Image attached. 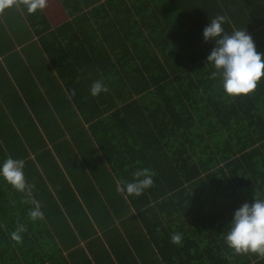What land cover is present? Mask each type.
Listing matches in <instances>:
<instances>
[{"label":"trees","instance_id":"16d2710c","mask_svg":"<svg viewBox=\"0 0 264 264\" xmlns=\"http://www.w3.org/2000/svg\"><path fill=\"white\" fill-rule=\"evenodd\" d=\"M142 1L150 12L138 8L139 33L130 8L128 15L115 17L117 35L129 43L112 48L115 60L105 58L107 64L92 58L99 51L109 57L103 47L59 49L55 33L41 29L47 24L41 11L28 14L20 7L30 25L41 29V50L50 65L35 71L32 85L28 79L36 65L10 48L6 34L0 36V96L10 95L0 102V162L22 159L30 192L0 180V264H72L74 254L91 264L84 251H77L76 237L107 231L112 216L137 214L136 222L148 232L168 233L172 225L176 232L196 233L207 230L217 215L230 217L242 203L264 199V77L248 94L225 96L219 78H211L213 69L206 66L213 45L202 40L209 19L223 15L224 33L246 29L264 54V0H176L177 12L167 8L166 15L162 1ZM11 58L18 59L13 66ZM50 69L70 101H65V113L59 107L48 118H38L43 151L28 160L21 126L36 123L23 109L25 101L40 96L38 87ZM95 80L107 90L92 96ZM70 102L75 113L67 111ZM11 106L21 112L10 119ZM139 168L154 173L152 185L139 196L118 193L115 181H130ZM188 199L194 200L191 207L176 204ZM32 201L39 202L42 219L29 218ZM87 219L95 227L86 226ZM17 225L25 229L20 242L10 238ZM156 247L161 249L159 243Z\"/></svg>","mask_w":264,"mask_h":264},{"label":"crops","instance_id":"0c3cea01","mask_svg":"<svg viewBox=\"0 0 264 264\" xmlns=\"http://www.w3.org/2000/svg\"><path fill=\"white\" fill-rule=\"evenodd\" d=\"M158 1L166 4V7L160 8L165 13L163 15H166L167 8L170 9L172 14L177 12L176 0ZM108 2H111V4H108ZM131 3H134L137 8H133ZM117 4H121L123 7H116ZM140 7L150 12V8L146 9L148 7L142 0H46L45 7L40 11L48 25L46 24L45 28L42 25L41 29H48V35L55 33V40L59 41L57 45L59 49L69 46L72 48L84 47L83 49H98L100 47L107 49L109 57L103 51H99L95 53V56H92V58H101L103 64H107L105 58L113 60V62L115 60L111 51L112 48L127 46L129 43L126 39L123 41L122 35H117L115 28H119V24H117L115 17L122 13L128 15L127 9L130 8L133 14L136 13L134 14L136 22L132 20V23L136 24L135 30L139 33L140 10L138 8ZM123 28L127 30L128 24L125 23ZM41 29L34 27L32 24L30 25L20 6L0 11V36L6 34L8 36L7 40L11 44L10 48L15 47L12 50L19 51L26 63L29 59V62L31 60V63L36 65L30 79H28V85H32L33 80L37 79L34 78L35 71H39L41 67L46 66L48 68L50 66L48 64V54L41 50L40 38L42 35L38 33ZM44 35H46V32ZM18 37L21 42H18ZM23 49L26 51L24 52ZM1 56L2 54H0ZM16 58H11L8 64L10 66L15 65L18 62ZM79 58L88 63V57L82 55ZM6 72L9 75L10 71ZM48 75H50V78H47ZM47 76L38 87L40 96L36 99L34 96L29 101H25V108L23 109L26 112L24 115L28 118L31 117L36 123H31L28 126L27 123H24L26 121H23L22 124H24L21 126L24 128V134L27 135L24 144L26 145V152L29 153L28 160H35V152L42 153L43 151V127L40 123L38 124V118L40 120L48 118L49 112L54 113L59 107L60 112L65 113L66 109L63 108L65 101L66 103L70 101L57 73L50 69ZM2 85L0 82V86ZM2 97L8 100L10 95L8 94L7 97L6 93L3 92L0 96V102L3 101ZM67 111L75 113V108L71 102L70 109L68 108ZM17 112H21V109L17 106H11L10 119L11 114ZM45 181L53 187L46 179ZM110 184L112 187V182ZM59 185L65 186L63 183ZM70 185L72 184L70 183ZM189 188L190 186H186V189L190 190ZM193 201L188 199L176 204H189V207H191ZM136 216L137 214H134L133 218L129 215H124V217L112 216L113 227L105 228L107 231H103L104 233L101 234L103 249L98 242L97 234H100V229H97V233L93 237H88L90 234L84 237L77 236V251H84L85 257L91 264H264V256L258 259L255 253L237 254L226 245L224 232L231 216L224 218L217 215L209 221L210 226L207 230L202 229L196 233L191 232L190 229H188V232L184 230L176 232L177 228L172 225H168V233L161 229L148 232L142 228L140 222H136ZM183 219H186V216H183ZM113 230L117 231L110 234V231L113 232ZM174 233L181 235L178 244L170 242V236ZM152 237L155 238L156 243H159L161 249H157ZM94 241L96 247H94ZM76 245L71 250L72 254L75 253L74 248ZM93 247L94 251H91ZM76 255L72 256V264H83L79 260V256Z\"/></svg>","mask_w":264,"mask_h":264},{"label":"clouds","instance_id":"9594fccd","mask_svg":"<svg viewBox=\"0 0 264 264\" xmlns=\"http://www.w3.org/2000/svg\"><path fill=\"white\" fill-rule=\"evenodd\" d=\"M46 0H0V11L14 6L23 7L28 14H33L45 7ZM225 17L217 15L209 19L202 29V40L211 41L212 47L205 57L206 66L213 71L211 78H219L223 94L227 97L241 96L250 93L257 82L264 77V54L255 48L251 36L246 29H235L230 34L224 33ZM205 66V67H206ZM101 80L92 82L89 92L96 96L106 91ZM24 161L8 157L0 162V180L13 187L18 192L30 194L26 188L23 174ZM154 173L148 168H139L132 173L130 181L117 179L115 190L127 196H139L153 183ZM33 207L28 216L35 221L43 218L38 201H32ZM23 225H17L10 233V238L20 242L24 231ZM181 240L179 233L170 236V242L178 244ZM226 245L235 253H255L264 255V199L253 198L252 202H244L236 208L224 232Z\"/></svg>","mask_w":264,"mask_h":264},{"label":"rangeland","instance_id":"374dc122","mask_svg":"<svg viewBox=\"0 0 264 264\" xmlns=\"http://www.w3.org/2000/svg\"><path fill=\"white\" fill-rule=\"evenodd\" d=\"M84 223H85V225L86 226H88V227H95V224L90 220V219H87V220H85L84 221ZM75 227H73V229H74ZM75 231V230H74ZM115 231H117V230H113V232L112 231H110V234L111 233H115ZM99 233L100 234H97L98 235V242L102 245V249H103V240H102V233H104L102 230H99ZM94 235H90L89 237H93ZM96 237V236H95Z\"/></svg>","mask_w":264,"mask_h":264}]
</instances>
